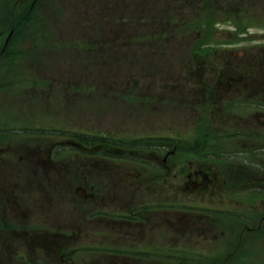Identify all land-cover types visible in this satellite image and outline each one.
<instances>
[{"label":"flooded vegetation","instance_id":"flooded-vegetation-1","mask_svg":"<svg viewBox=\"0 0 264 264\" xmlns=\"http://www.w3.org/2000/svg\"><path fill=\"white\" fill-rule=\"evenodd\" d=\"M35 3L36 0H0V29L2 22L4 25L0 30V56L11 43L14 31L29 20ZM141 22L129 26L142 32L124 31L111 40L122 50L116 58L126 59L130 51V59L141 56L144 48L152 49L159 41L132 44L134 35L141 39L151 35L150 27L145 26L143 19ZM156 27L155 32L161 31L159 36H169L174 31L170 23ZM239 27L234 30L239 31ZM256 35L257 38L242 40L239 38L247 34L240 33L235 40L227 34L228 40L234 42L221 46H210L204 41L202 45L207 50L184 49V72L172 81L161 79L166 78L161 69L157 82L149 77L151 84L131 87L136 78L129 76L122 88L123 94L139 96L143 111L158 112L160 117L161 112L175 108L183 109L184 117L196 111L198 115L209 110L218 112L215 121L200 118L205 144L199 150L187 146L188 161L196 160L197 151L216 156L220 144L210 150L208 145L225 136L224 128L244 130L243 135L248 137L242 136L240 141L248 138L249 144H244L243 150L251 149L255 157H242V152H235V156L253 168L249 173L250 186L243 188L251 191L253 202L246 203L253 205L264 202V179L253 176L258 170L264 176V168H254L261 155L258 148L264 147V32ZM157 50L153 53L160 57ZM127 114L126 111L123 116ZM124 121L121 125L127 124L128 119ZM168 125V130L147 136V140L144 135L130 140L128 135L121 136L125 143L121 145H111L115 137L108 136V146L104 144L95 152L79 151L69 145L81 142L75 135H32L25 137L29 141L24 144L0 145V264H208L197 253L203 246L193 243L194 233L203 234L207 243L208 238L219 241L221 237H217L225 235L223 219L226 215L240 219V203L244 202H232V196L240 189L231 186L230 178L217 168L216 173L205 164L184 170L186 180L180 190L171 183L174 180L170 176L177 171L179 127ZM189 127L193 132L195 126ZM191 138L187 137L186 143H191ZM129 143L143 145L135 149ZM128 160L136 163L129 165ZM160 160L162 167L155 164ZM121 161L126 163L117 164ZM162 168L164 178L158 175L163 173ZM182 194L186 202H177ZM196 219L198 232L191 224ZM255 229L249 228L252 232ZM214 230L215 234L211 233ZM231 231L227 235L237 236ZM220 241V245L229 244L225 238ZM194 254L203 258L194 260Z\"/></svg>","mask_w":264,"mask_h":264},{"label":"rangeland","instance_id":"rangeland-1","mask_svg":"<svg viewBox=\"0 0 264 264\" xmlns=\"http://www.w3.org/2000/svg\"><path fill=\"white\" fill-rule=\"evenodd\" d=\"M191 1V7L196 8V11H191L192 8H182L185 0H36L31 18L29 16L26 24L14 31L11 43L0 56V145L16 146L27 143L29 139L25 137H29L28 131L35 132L42 138L62 137L64 135L61 133L66 132L73 136L79 132L89 141L102 132L123 133L128 135L130 140L140 135L161 133L168 130L165 129V127L169 128L168 124H173L179 127L176 130L177 134L189 135L191 129L189 124L198 125L200 118H212L215 121L218 114L216 110H209L199 115L197 111L191 112L184 117V110L175 108L161 112L160 117L158 112L143 111V104L139 101H126L122 97L115 96L114 99H110L107 92L80 93L81 85H88L90 81L96 83L104 77H108L105 85L114 84V81H122V84H125L122 78L127 79L126 75L131 71L136 78L144 77L140 81L141 87L151 84L149 77L157 82L161 69L163 70L161 75L166 77L161 79L172 81L184 72L182 63L187 60L184 53L189 50H207V47H199L203 41H208L211 46L221 43L222 24L217 23L229 21L227 12L233 11L231 8L226 9V3L236 9L238 5L242 6L243 19L249 26L239 31L231 29L224 32H232L233 36L246 33V37L241 36L246 40H250L251 37L257 38V33L264 32L261 29H254L256 23L264 22V0H244V3L240 0ZM223 6L225 11L222 9ZM167 13H172L171 18L175 20L182 18L190 23L205 17L211 23L203 24L201 29L186 33L185 39L175 29V33L169 35L167 39L160 38L152 49L144 48L141 56L137 55L131 59V51L126 59L116 58L122 50L112 41H108L109 48L103 47L105 45L103 40L117 37L116 35H121L124 31L137 29L142 32L138 28L129 26H136L140 17L145 22V26L150 27L151 30L156 28V19L163 22ZM134 20L136 22H133ZM3 26L2 22L1 29L4 28ZM97 45L101 46L97 47ZM155 48H158L157 54L160 57L153 53ZM114 58L121 61L116 62ZM108 72L112 77L108 76ZM104 83L100 82V84ZM126 111L128 114L123 116ZM125 119H128L127 124L121 126ZM204 144V140L200 139L197 142V150ZM244 144H249V140H239L234 144L233 141L227 143L221 139L217 143L208 145L209 150L213 146H218L219 152L216 156L210 154L207 156L204 151H197L194 154L197 158L193 162L188 161L189 155H186V144H184L180 147V151L185 153L178 151L177 164L174 163V158L171 160L176 165L177 171L175 175L171 174L170 180H174L171 183H174L178 190L183 187V182L186 180L185 171L191 165L195 167L202 164L230 178L229 184L237 190L240 189L232 196V202H244L240 203L242 217L238 219L226 215L223 219L225 228L221 226L225 235L217 237H221L220 240L225 238L229 242L228 245H220V240L214 242L212 238H208L207 243V238L203 234L194 233L193 243L203 246L197 253H200L199 255L203 256L208 264H264V202H254V205L246 203L253 202L249 197L251 191L243 189L245 186H250L249 173L253 168L249 162L236 159L235 156V152H242V157L249 159L255 157L251 149L243 150ZM142 145L129 143V146L135 149ZM257 153L264 154V147L258 148ZM261 155L260 159L255 158L256 169L264 168V156ZM128 161L129 165L136 163L135 160ZM121 162L117 164L126 163ZM155 164L160 167L161 160ZM161 171L163 173L159 172L158 175L164 178L165 171L163 168ZM261 171L258 170L253 176L264 179ZM166 176L169 180L168 175ZM258 194L262 192L258 191ZM180 197L184 199L185 195L178 196ZM197 223V219L191 223L194 232L200 229ZM249 228H256V231L252 232ZM165 229H168L167 225ZM231 230L236 232L235 238L227 235L228 232L232 233ZM211 233L215 234V230ZM192 257L194 260L203 258L195 254ZM186 258L190 256L186 254Z\"/></svg>","mask_w":264,"mask_h":264},{"label":"water","instance_id":"water-1","mask_svg":"<svg viewBox=\"0 0 264 264\" xmlns=\"http://www.w3.org/2000/svg\"><path fill=\"white\" fill-rule=\"evenodd\" d=\"M77 147H80L81 149H84V148H83L81 145H79V144L77 145Z\"/></svg>","mask_w":264,"mask_h":264}]
</instances>
